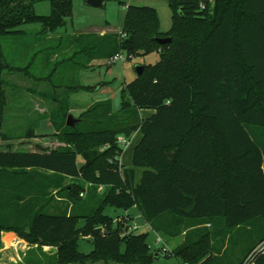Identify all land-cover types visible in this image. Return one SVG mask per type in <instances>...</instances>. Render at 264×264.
I'll list each match as a JSON object with an SVG mask.
<instances>
[{"label":"trees","instance_id":"16d2710c","mask_svg":"<svg viewBox=\"0 0 264 264\" xmlns=\"http://www.w3.org/2000/svg\"><path fill=\"white\" fill-rule=\"evenodd\" d=\"M43 1L51 3L49 16L35 13ZM169 2V32L159 29L155 8L131 5L122 32L72 41L85 68L118 53L128 60L159 56L122 89L119 113L109 101L94 103L81 122L68 127L70 102L64 99L50 121L52 136L66 147L0 149V234L14 232L38 249L57 248L52 260L35 264H154L157 257L171 256L184 264H214L199 228L176 253L164 255L150 250L148 232L122 234V226L106 215L108 207H136L154 232L165 235L172 219L195 227L221 218L233 228L250 224L261 240L238 264H264V253L249 255L264 243V0ZM72 13L73 0H0V40L22 35L21 26L28 24L40 23L42 33L53 34ZM164 37L171 42L158 44ZM7 71L23 70L10 65L0 42V129ZM142 110L154 112L141 117ZM136 132L141 138L133 168L143 172L137 184L134 169L121 163L119 145L121 136L129 140ZM36 134L30 126L24 138ZM68 179L76 182L65 187ZM101 187L107 189L103 197ZM82 238L93 240L91 254L80 252ZM26 258L23 264L33 263Z\"/></svg>","mask_w":264,"mask_h":264},{"label":"rangeland","instance_id":"374dc122","mask_svg":"<svg viewBox=\"0 0 264 264\" xmlns=\"http://www.w3.org/2000/svg\"><path fill=\"white\" fill-rule=\"evenodd\" d=\"M103 1L100 8H94L87 3V0H73V17L68 20L66 27L53 32V34L42 33L40 23L28 24L20 28L27 34L22 33L19 36H9L0 40L10 65L23 70L21 72L7 71L3 75L8 104L4 123L0 129L1 150L39 151L41 148H46L52 151L66 147L65 143L59 142L56 137L52 136L55 133V128L50 121V114L60 106L62 100L70 102L69 115H73L80 122L87 109L98 102L109 101L114 113H119L123 101L122 89L137 78L136 67L158 62L159 56L156 53H151L145 57L117 61L116 64H109L108 60L103 59L93 60L85 68V57L75 54L77 49L72 44L73 39L85 34L101 35L102 29H106L109 34L122 32L128 6L153 7L159 16L161 32H169L172 27L173 13L169 0ZM35 13L49 16L51 3L49 1L37 3ZM124 57H126L125 53ZM77 87L92 89L86 91L76 89ZM145 115V112H141V117ZM30 126L36 128V137L24 138ZM6 137L8 140L4 141ZM139 139L140 133L138 132L129 139L130 144L124 148V153L121 156V163H124L129 169H134L132 155ZM124 140L126 138L121 136L119 145L125 146ZM79 161L80 163L84 162L80 157ZM134 171L136 172V181L141 179L142 170L137 168ZM75 182V180L68 179L63 185L65 187L72 186ZM89 187L86 184L85 190L87 191ZM106 190L101 187L99 194L103 197ZM82 195L85 196L84 193ZM107 214L111 216L115 224L122 226V234L148 232L151 251L160 249L161 246L156 243L160 237L168 250H171V253L172 251L176 253L190 238V232L199 228L202 237L208 241L214 264L240 263L248 257L247 253L251 247L257 245L261 240L258 230L255 231L250 224L233 228L228 225L225 218L210 219L196 227L189 224L190 220H187V224L171 218L168 231L174 233L179 230V235L171 233L165 235L154 232L136 207L126 210L108 207ZM80 222L82 227L84 222ZM135 226L138 227L137 230H133ZM193 238L197 241L201 236ZM33 247L36 249L28 253L27 263L29 261H32V264L39 261L45 263L52 260L50 258L57 256V248L54 246L44 245L40 249L37 246ZM93 249V240L80 239V252L91 254ZM250 253L249 255L253 258L264 253V243L256 246ZM85 264L121 263L108 260L90 261ZM154 264H184V262L180 257L171 256V258L157 257ZM251 264L255 263L252 261Z\"/></svg>","mask_w":264,"mask_h":264},{"label":"crops","instance_id":"0c3cea01","mask_svg":"<svg viewBox=\"0 0 264 264\" xmlns=\"http://www.w3.org/2000/svg\"><path fill=\"white\" fill-rule=\"evenodd\" d=\"M101 32H102L101 34L103 35V34L107 33L108 31L106 29H102ZM23 34H27V33L23 32ZM141 112L146 113V115L144 117H149V116H151V114H153L154 111L142 110ZM136 133H138V132H136ZM136 133L133 136H135ZM140 138H141V134H140ZM33 152H35V151H33ZM125 167L128 168L126 165H125ZM140 180L141 179H138L136 181V184L139 183ZM0 244H1L0 264H23L24 259L26 258L28 253L30 251L36 249V247L30 246L29 243L20 239L17 236V234L14 232H12V233L2 232L0 234Z\"/></svg>","mask_w":264,"mask_h":264},{"label":"water","instance_id":"95a60500","mask_svg":"<svg viewBox=\"0 0 264 264\" xmlns=\"http://www.w3.org/2000/svg\"><path fill=\"white\" fill-rule=\"evenodd\" d=\"M103 2H104L103 0H87V3L94 8H100L103 5ZM156 41L158 44L164 45L170 43L171 39L164 37V38H157ZM143 71H144V66L136 67L137 76H141L143 74ZM77 122L78 120H76L73 115H69L66 125L68 127H75Z\"/></svg>","mask_w":264,"mask_h":264},{"label":"built area","instance_id":"2783aa9c","mask_svg":"<svg viewBox=\"0 0 264 264\" xmlns=\"http://www.w3.org/2000/svg\"><path fill=\"white\" fill-rule=\"evenodd\" d=\"M125 59H127V56L124 57V53H118L116 56L110 58V59L108 60V62H109V64H116L117 61H124ZM127 60H128V59H127ZM124 141H125V146H123V147L126 148L127 146H129L130 141L127 140V139L124 140ZM82 196H84V195H82ZM147 224H148V223H147ZM148 226L150 227L149 224H148ZM137 229H138L137 226H135V227L133 228V230H137ZM156 243L159 244V245L161 246L160 249H161V251H163V254H164V255H170V254H171V250H168V248H167L165 242H164L160 237L158 238V240L156 241Z\"/></svg>","mask_w":264,"mask_h":264}]
</instances>
